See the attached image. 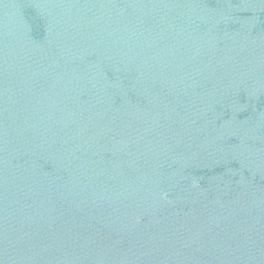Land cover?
Listing matches in <instances>:
<instances>
[{"label":"water","instance_id":"obj_1","mask_svg":"<svg viewBox=\"0 0 264 264\" xmlns=\"http://www.w3.org/2000/svg\"><path fill=\"white\" fill-rule=\"evenodd\" d=\"M0 264H264V0H0Z\"/></svg>","mask_w":264,"mask_h":264}]
</instances>
